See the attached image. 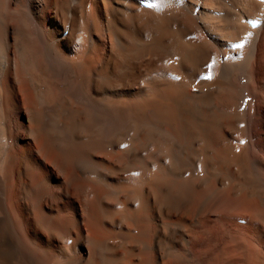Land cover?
<instances>
[{
	"label": "bare ground",
	"instance_id": "bare-ground-1",
	"mask_svg": "<svg viewBox=\"0 0 264 264\" xmlns=\"http://www.w3.org/2000/svg\"><path fill=\"white\" fill-rule=\"evenodd\" d=\"M0 264H264V0H0Z\"/></svg>",
	"mask_w": 264,
	"mask_h": 264
},
{
	"label": "rangeland",
	"instance_id": "rangeland-1",
	"mask_svg": "<svg viewBox=\"0 0 264 264\" xmlns=\"http://www.w3.org/2000/svg\"><path fill=\"white\" fill-rule=\"evenodd\" d=\"M241 221V223H243L244 221L243 220H240Z\"/></svg>",
	"mask_w": 264,
	"mask_h": 264
},
{
	"label": "snow or ice",
	"instance_id": "snow-or-ice-1",
	"mask_svg": "<svg viewBox=\"0 0 264 264\" xmlns=\"http://www.w3.org/2000/svg\"><path fill=\"white\" fill-rule=\"evenodd\" d=\"M237 46L239 47V46H242V45H237Z\"/></svg>",
	"mask_w": 264,
	"mask_h": 264
}]
</instances>
